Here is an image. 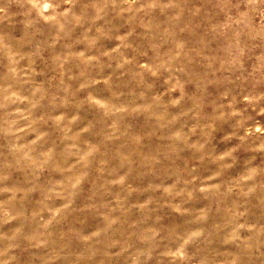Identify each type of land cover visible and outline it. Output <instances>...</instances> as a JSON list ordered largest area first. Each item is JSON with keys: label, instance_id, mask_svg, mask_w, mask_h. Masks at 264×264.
Wrapping results in <instances>:
<instances>
[{"label": "rangeland", "instance_id": "374dc122", "mask_svg": "<svg viewBox=\"0 0 264 264\" xmlns=\"http://www.w3.org/2000/svg\"><path fill=\"white\" fill-rule=\"evenodd\" d=\"M0 264H264V0H0Z\"/></svg>", "mask_w": 264, "mask_h": 264}]
</instances>
